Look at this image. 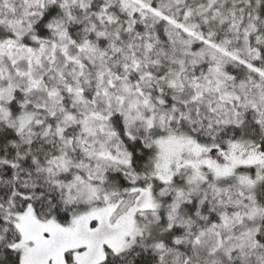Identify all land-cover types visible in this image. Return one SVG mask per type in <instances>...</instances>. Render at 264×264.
Wrapping results in <instances>:
<instances>
[{
  "label": "snow or ice",
  "instance_id": "obj_1",
  "mask_svg": "<svg viewBox=\"0 0 264 264\" xmlns=\"http://www.w3.org/2000/svg\"><path fill=\"white\" fill-rule=\"evenodd\" d=\"M0 264H264V0H0Z\"/></svg>",
  "mask_w": 264,
  "mask_h": 264
}]
</instances>
